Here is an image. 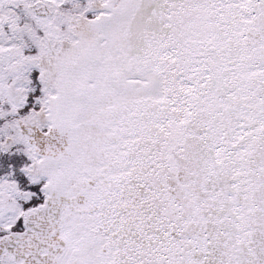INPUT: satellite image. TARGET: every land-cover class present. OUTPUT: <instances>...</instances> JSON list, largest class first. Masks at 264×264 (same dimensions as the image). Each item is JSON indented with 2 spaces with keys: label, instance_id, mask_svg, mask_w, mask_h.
<instances>
[{
  "label": "snow or ice",
  "instance_id": "snow-or-ice-1",
  "mask_svg": "<svg viewBox=\"0 0 264 264\" xmlns=\"http://www.w3.org/2000/svg\"><path fill=\"white\" fill-rule=\"evenodd\" d=\"M0 264H264V0H0Z\"/></svg>",
  "mask_w": 264,
  "mask_h": 264
}]
</instances>
